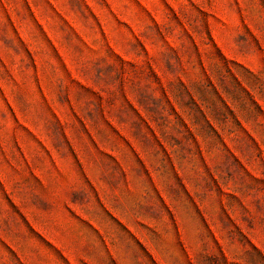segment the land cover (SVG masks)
I'll return each mask as SVG.
<instances>
[{
  "label": "rangeland",
  "instance_id": "374dc122",
  "mask_svg": "<svg viewBox=\"0 0 264 264\" xmlns=\"http://www.w3.org/2000/svg\"><path fill=\"white\" fill-rule=\"evenodd\" d=\"M0 264H264V0H0Z\"/></svg>",
  "mask_w": 264,
  "mask_h": 264
}]
</instances>
